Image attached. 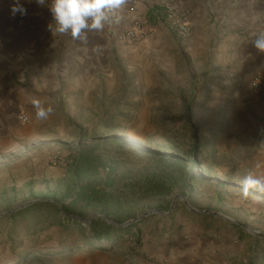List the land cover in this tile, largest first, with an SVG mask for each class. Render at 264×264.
I'll return each instance as SVG.
<instances>
[{"label":"rangeland","instance_id":"rangeland-1","mask_svg":"<svg viewBox=\"0 0 264 264\" xmlns=\"http://www.w3.org/2000/svg\"><path fill=\"white\" fill-rule=\"evenodd\" d=\"M154 35L117 42L84 101L70 93L69 109L61 103L37 126L35 144L0 156V215L38 201L0 218V264H183L226 226L252 242L247 261L233 264H264V192L242 193L246 176L264 175L259 111L222 76L211 47L136 45ZM57 151L65 162L53 167ZM180 196L199 212L178 200L117 238L97 242L90 231L93 221L120 227L167 213ZM46 199L57 205L39 204Z\"/></svg>","mask_w":264,"mask_h":264},{"label":"crops","instance_id":"crops-1","mask_svg":"<svg viewBox=\"0 0 264 264\" xmlns=\"http://www.w3.org/2000/svg\"><path fill=\"white\" fill-rule=\"evenodd\" d=\"M13 3L0 0V156L17 151L21 144H35L40 138L36 128L48 119L37 120L30 98L53 109L65 103L68 110L69 94H80L84 101L91 91L87 83L105 69L103 61L109 58L112 47H123L107 26L102 31L82 33V38L75 40L70 34L53 36L48 30L52 16L47 6L21 0L26 14L13 15ZM166 3L172 4L178 20L166 18ZM140 13L156 21L158 28L156 35L136 44L138 47L147 45L153 52L163 53L171 47L169 39L174 40L175 49L179 45L189 54L211 47L222 76L231 78L229 83L259 111L264 131V53L252 46L253 34L264 32V0H125L115 12V28L130 26L132 17ZM185 23L190 29L187 36L177 29ZM257 77L261 82L255 91L252 83ZM56 94V99L50 98ZM21 114L31 123L22 124ZM202 243L198 255L178 260L183 264H233L247 261L252 248L251 240L242 239L230 226Z\"/></svg>","mask_w":264,"mask_h":264},{"label":"clouds","instance_id":"clouds-1","mask_svg":"<svg viewBox=\"0 0 264 264\" xmlns=\"http://www.w3.org/2000/svg\"><path fill=\"white\" fill-rule=\"evenodd\" d=\"M40 6H47L52 22L48 24V30L53 36L56 34H70L72 39L82 38V33L87 31H102L106 22L110 19V13H115L122 8L125 0H35ZM13 15L26 14V9L21 0H14L11 7ZM252 46L260 53H264V32L255 33ZM29 102L35 108L37 120H47L53 112L51 107H43L36 98H30ZM264 167V162H257L255 169ZM250 189L264 192V175L257 172L250 173L242 182V193L249 194Z\"/></svg>","mask_w":264,"mask_h":264},{"label":"built area","instance_id":"built-area-1","mask_svg":"<svg viewBox=\"0 0 264 264\" xmlns=\"http://www.w3.org/2000/svg\"><path fill=\"white\" fill-rule=\"evenodd\" d=\"M163 9H164V14L168 20L170 21L178 20L179 15L174 10L172 4L166 3L163 6ZM132 11L134 12V9ZM185 17L186 16H183L182 19H185ZM114 19H115V13L114 14L110 13V19L108 22L105 23L104 26L111 28V33L114 35L116 41L119 43L132 44L144 36L155 34L157 31V27L153 26L151 20L146 18L145 16L143 17L133 16L131 20V25L122 29L115 28ZM177 29L179 33L183 36H187L190 32L189 26L186 23L178 24ZM2 48H3V44L0 37V50H2ZM260 82H261V77H257L253 80L252 83L253 90L255 91L258 90ZM20 122L22 124L27 125L30 123V119L28 116L21 114ZM64 162L65 159L59 151L53 154L51 159V163L53 167L61 166L63 165Z\"/></svg>","mask_w":264,"mask_h":264},{"label":"water","instance_id":"water-1","mask_svg":"<svg viewBox=\"0 0 264 264\" xmlns=\"http://www.w3.org/2000/svg\"><path fill=\"white\" fill-rule=\"evenodd\" d=\"M178 200H182V201L188 206V208H189L191 211L199 212L198 210L194 209V208L190 205V203L188 202V200H187L185 197L180 196V197L176 198V200L174 201L173 206L171 207V210H170L169 212H167V213L159 212V211H156V210L149 211V212H147V213H145V214H143V215H141V216L135 218L134 220H131V221H129V222L123 224V225L118 224V226H120V227H122V228H125V227H127V226H129V225H132V224L137 223V222H139V221H141V220H144L145 218H147V217H149V216H152V215H159V216H166V215H169V214L172 212V210L174 209V207H175V203H176ZM44 201H48V202H50L51 204L57 205L55 202H53L52 200H49V199H46V200H44ZM37 202H38V201H33V202H30V203H28V204H26V205H23V206H21V207H18V208L14 209V210H11V211H9V212L3 213V214L0 215V218L4 217V216H6V215H10V214H13V213H15V212H18V211H20V210H22V209H24V208H26V207H28V206H31V205H33V204H35V203H37ZM209 213L212 214V215H214V216H216V217H219V218H221V219H223V220H225V221H227V222H229V223H231V224H233V225H236V226H239V227H241V228H243V229H245V230H248L249 232H251V233H253V234H259V235H260V233H258L257 231L253 230V229L250 228L249 226H247V225H243V224H241V223H238V222H236L235 220H233V219H231V218L225 216L224 214H221V213H212V212H209Z\"/></svg>","mask_w":264,"mask_h":264},{"label":"trees","instance_id":"trees-1","mask_svg":"<svg viewBox=\"0 0 264 264\" xmlns=\"http://www.w3.org/2000/svg\"><path fill=\"white\" fill-rule=\"evenodd\" d=\"M44 198H49V197H44ZM39 204L40 205H48V206L54 208V206L48 201H45V202H42ZM39 204H37V205H39ZM65 215L66 216H64V218L69 223H73L72 225H75L74 223H80L82 221L80 215H76V214H74L73 216H70L69 214H65ZM135 225L136 224H132L131 226L129 225L125 228H122V227L111 226V225H108V224L101 222V221H93L90 224V231L95 235V237H96L95 239L97 240V242H100V241L105 240V239L107 240L111 234H114V237L117 238L116 233H119V231L125 232L127 229H132L133 226H135Z\"/></svg>","mask_w":264,"mask_h":264}]
</instances>
